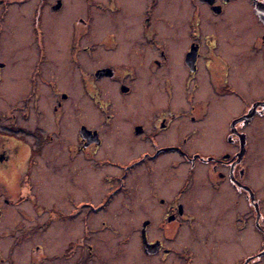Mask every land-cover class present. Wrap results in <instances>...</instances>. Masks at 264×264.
I'll return each mask as SVG.
<instances>
[{"label": "flooded vegetation", "instance_id": "flooded-vegetation-1", "mask_svg": "<svg viewBox=\"0 0 264 264\" xmlns=\"http://www.w3.org/2000/svg\"><path fill=\"white\" fill-rule=\"evenodd\" d=\"M7 14L32 33L0 61V83L11 79L0 112V264H113L94 243L112 225L94 222L132 178L138 246L154 264H264V0H0V23ZM64 62L100 126L78 115ZM111 86L120 109L104 96ZM82 162L105 173L81 176ZM57 166L70 176L49 214L29 171ZM27 202L34 209H20ZM74 224L80 233L50 252Z\"/></svg>", "mask_w": 264, "mask_h": 264}, {"label": "rangeland", "instance_id": "rangeland-1", "mask_svg": "<svg viewBox=\"0 0 264 264\" xmlns=\"http://www.w3.org/2000/svg\"><path fill=\"white\" fill-rule=\"evenodd\" d=\"M12 19L13 18H11V15L7 14L4 21L0 23V61H4V60L7 61L6 55L10 49L13 48L15 50H23L25 49L26 46L29 45L31 41L32 32L29 29V25L26 24L25 21H21L19 23L20 25L18 24L13 25L11 23L13 22ZM56 31L53 30V28H51L49 29L48 33H55ZM61 32L64 34H69L70 33L69 25H67V30L62 28ZM51 38L55 39V37H51ZM53 42L54 41H52V44L49 46L53 48L54 50H58L57 48L58 46H52L55 44V43L53 44ZM65 50L66 49L64 48V51ZM29 51L30 50H28V54L30 53ZM8 70H10V68H8ZM60 72L62 73L63 83L65 84V87L63 88H65L66 92H70L72 98L77 99L80 103L77 106L78 115L81 116V114H84V112L87 110V114L85 115V120L89 124L100 126L102 122V117L99 114V111L96 110L95 113L93 114L90 113L91 108L89 105L87 106V103L89 102L87 101V96L85 94V91H83V89L79 85L75 84L77 79H75L74 77L73 65L68 62H64L63 67L61 68ZM6 73H7V70H6ZM8 78L10 79V76H8ZM8 78H6L3 81V83H0V112L2 113L8 110V106H7V103L1 99L11 98L10 96L11 93L9 91L11 79L9 80ZM24 82L25 80L21 81V84ZM141 83L142 85H140V91L144 92L147 89V84L146 82H141ZM21 84L19 85L21 86ZM138 85L139 83L136 85L137 91H139ZM151 85L152 83L150 84V86ZM154 86L155 85L151 86V90H149V92L150 94L153 93L154 95H157L160 93V91L159 89H157L159 91V93H157L158 91H156V88ZM111 87L112 88L107 87L104 89L103 91L104 96L117 99V101L115 102L118 104L117 107L120 109L122 108L119 102V98L121 96L117 93L116 88H114L113 86ZM47 97L50 98V95H47ZM69 119L70 120L73 119L72 112H69ZM83 164H84L83 162L80 163L81 165L80 173L82 174L81 176L83 175L85 176L87 174L88 179H92V181L100 179L102 175L105 173L104 170L100 171L99 169H97L98 167L93 168L87 165L86 163L84 166ZM27 172L28 170L26 169L24 171L23 170L21 171V174L18 177L20 183L21 181L24 182L22 178L25 177L23 175L26 174ZM183 173L177 171L173 181H171L170 186L174 187V189H177V187H179V185L181 184V181H182L181 177ZM29 175H30L29 178L32 179L31 180L32 184L37 185L36 187L39 190L43 186L47 192L46 198L42 199L43 200L42 202H44V205L38 202V209L40 210L46 209L47 213L49 214H53L54 212H56V210L58 209L57 204L63 203V202L61 203L59 198H57V196H59L61 193L59 190L56 189V184H58L59 179L63 177L68 178L70 176V173H67L65 169L61 170V166H57L56 168H52V169L48 168V170L42 169V168L39 169V168L34 167L33 169L31 168V170L29 171ZM26 178L28 180V176H26ZM27 180H26V183L29 184L30 182L29 180L28 181ZM78 187H79L78 189L79 194L84 193L85 190L88 188L86 185V181H81V184ZM78 187H74L73 185H70L68 191L72 190L75 192V189ZM136 187H137V182L135 181V179L134 178L130 179L128 181V193H127L126 198L122 199L121 197H119L118 199H116L113 202V205L111 206L110 211L102 215V217L96 216V219L94 222L96 226H99L101 218L105 217L107 222L112 225L111 232L105 231L104 233H96L94 235V243L96 244L95 247H97L96 256L104 255L105 258L111 260L113 264H117V263L118 264H154V260L152 258L143 256L138 246V233L135 231V227L138 226L140 220L142 219V214H141V211H139L137 208ZM33 191H35V189ZM62 191H64L63 188H62ZM27 192H28V187H26L25 190L23 188L22 193H27ZM65 193L66 192L64 191V194ZM38 200L41 201L40 198H38ZM31 204L32 203H29V202L24 203L23 205L20 206L21 207L20 209L32 210L34 209L33 207L34 205L32 204L33 205L32 206ZM38 220L39 218L36 221ZM72 225L68 227L69 231L67 233L60 235L59 237L60 240L52 239L51 242L49 241L50 243H49L48 248L50 252H57L59 248L65 245L69 237V235H66V234L74 232V231L77 232V230H78V233H80L81 225L74 224L75 227H73ZM51 227L56 230L57 224L55 223L51 224ZM77 235L78 234H76V236ZM152 236H154V234ZM102 238L104 240H102ZM185 241L187 240L183 236L179 237L177 240V242L179 243L185 242Z\"/></svg>", "mask_w": 264, "mask_h": 264}]
</instances>
